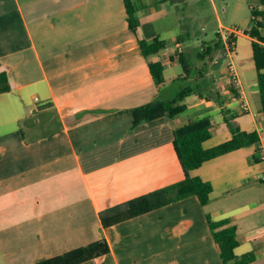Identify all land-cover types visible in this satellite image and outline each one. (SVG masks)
Masks as SVG:
<instances>
[{"label":"crops","instance_id":"0c3cea01","mask_svg":"<svg viewBox=\"0 0 264 264\" xmlns=\"http://www.w3.org/2000/svg\"><path fill=\"white\" fill-rule=\"evenodd\" d=\"M136 1L140 24L166 43L149 58L124 0H0V73L10 87L0 93V264H34L101 238L109 253L81 264H222L206 216L235 226L236 256L253 252L249 264H264V114L252 50L246 68L232 35L247 112L224 82L219 51L208 66L219 68L181 114L132 128L133 108L179 91L167 89L166 68L190 51L189 33L166 39L153 0ZM150 60L164 66L160 86ZM226 116L259 140L190 171L212 185L206 205L190 196L101 227V211L184 178L175 138L209 129L204 148L230 139Z\"/></svg>","mask_w":264,"mask_h":264},{"label":"trees","instance_id":"16d2710c","mask_svg":"<svg viewBox=\"0 0 264 264\" xmlns=\"http://www.w3.org/2000/svg\"><path fill=\"white\" fill-rule=\"evenodd\" d=\"M124 3L129 28L133 31L139 28L142 32V36L139 39V46L143 56L149 58L152 55H156L166 47V43L159 40L149 31L148 24H140L136 15V9L130 0H124ZM258 3L264 5V0H258ZM250 12L251 26L248 30L243 31V33L250 38L252 59L257 74V89L260 95L261 110L264 114V37L262 36L264 12L252 6L250 7ZM216 39L217 43L214 47L205 46L204 44L201 46V50L197 54V59L200 62H204L206 57L210 61L213 54L219 51L221 53L224 52L221 36L218 33L216 34ZM234 42L235 37L231 36L229 38V44L234 46ZM176 56L182 66L184 75L179 79L185 81L195 71V66L190 65L184 53H178ZM147 64L154 83L157 86L162 85L164 83V66L161 61L150 60ZM198 74L201 77V81L196 78V81L192 82L194 83L193 86L181 88L171 99H155L149 103L133 108L132 128L162 117L173 119L181 114L186 109V104L183 103L185 98L197 92L195 87L201 90L207 84L202 70H198ZM9 90L7 76L2 72L0 73V93H5ZM224 121L231 133V137L227 141L214 147H203V143L211 137L209 129H201L175 138L173 147L184 178L179 182L137 196L101 211L98 215L101 227L107 229L190 196H196L201 205H206L213 191L212 185L199 177L190 176V171L220 155L252 146L259 140L256 131H241L230 116H226ZM206 219L222 264H249L255 260V254L253 252L242 254L239 257L236 256L235 249L238 246V240L236 238L235 226L230 225L227 220L212 222L209 216H206ZM109 250L107 241L101 238L88 245L72 249L61 255L44 259L34 264H81L103 257L109 253Z\"/></svg>","mask_w":264,"mask_h":264},{"label":"rangeland","instance_id":"374dc122","mask_svg":"<svg viewBox=\"0 0 264 264\" xmlns=\"http://www.w3.org/2000/svg\"><path fill=\"white\" fill-rule=\"evenodd\" d=\"M130 1L134 7L138 5L136 0ZM153 3L157 7L155 16L160 18L157 27L162 30L163 37L166 38L173 34L185 37V34L189 33V37L184 39V46L189 47L188 61L191 66H195V71L191 76L201 81L198 70H202V73L206 75L211 70L216 71L219 68L208 67L210 64L208 57L203 65L197 59V54L201 50L202 44L209 47L216 45L217 33L221 36L230 30L237 34L236 53L244 62L246 59L248 60L246 68L251 66L250 39L243 35V31L248 30L251 26L250 7L258 6L257 0H153ZM221 43L223 47L226 44L222 39ZM237 57L236 55H233L232 58L221 56L220 67H225L231 61L238 73L241 72L244 67L241 68L243 64L238 62ZM213 71L210 75L213 74ZM179 73L183 74V69L178 62H175L172 67L166 68L167 89L173 95L181 88L194 85L187 81L175 80ZM258 256L261 258L262 254Z\"/></svg>","mask_w":264,"mask_h":264},{"label":"built area","instance_id":"2783aa9c","mask_svg":"<svg viewBox=\"0 0 264 264\" xmlns=\"http://www.w3.org/2000/svg\"><path fill=\"white\" fill-rule=\"evenodd\" d=\"M235 32L233 30H230L229 32H224L221 35V39L226 42L224 45V52L223 56L227 58H232L234 55V47L232 49V46L228 43L229 38L234 34ZM264 45V43H263ZM224 82L227 86L233 88L236 92V99L240 102V106L243 111L249 110V104L247 100L244 98L243 90L241 87V83L239 80L238 72L233 64V62H228L225 66V73H224Z\"/></svg>","mask_w":264,"mask_h":264}]
</instances>
